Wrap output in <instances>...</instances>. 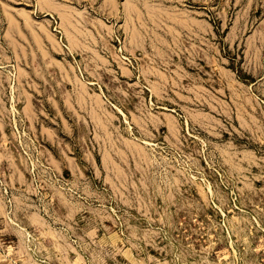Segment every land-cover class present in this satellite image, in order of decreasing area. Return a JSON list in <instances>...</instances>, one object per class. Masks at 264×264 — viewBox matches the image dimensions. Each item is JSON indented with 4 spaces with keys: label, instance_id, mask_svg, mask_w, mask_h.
<instances>
[{
    "label": "rangeland",
    "instance_id": "374dc122",
    "mask_svg": "<svg viewBox=\"0 0 264 264\" xmlns=\"http://www.w3.org/2000/svg\"><path fill=\"white\" fill-rule=\"evenodd\" d=\"M0 264H264V0H0Z\"/></svg>",
    "mask_w": 264,
    "mask_h": 264
}]
</instances>
